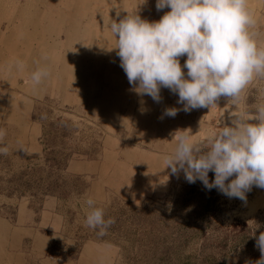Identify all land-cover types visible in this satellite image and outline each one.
<instances>
[{"label": "rangeland", "instance_id": "1", "mask_svg": "<svg viewBox=\"0 0 264 264\" xmlns=\"http://www.w3.org/2000/svg\"><path fill=\"white\" fill-rule=\"evenodd\" d=\"M150 0H0V264H255L264 189L247 200L190 184L164 168L179 131L202 143L233 116L264 104V78L238 103L183 111L161 88L138 95L119 66L110 23ZM264 49V0H247ZM124 12H115V10ZM126 11V12H125ZM151 12V13H147ZM181 65L186 56L180 57ZM22 61V70L15 62ZM47 67L38 86L31 73ZM186 73L187 69H183ZM180 109L175 117L165 109ZM209 182L214 173L209 172ZM234 178V177H233ZM115 218L104 236L85 226V201Z\"/></svg>", "mask_w": 264, "mask_h": 264}, {"label": "clouds", "instance_id": "2", "mask_svg": "<svg viewBox=\"0 0 264 264\" xmlns=\"http://www.w3.org/2000/svg\"><path fill=\"white\" fill-rule=\"evenodd\" d=\"M246 5L247 0H156L158 12L170 9L158 21L149 22L137 12L111 21L114 49L129 85L157 103L166 88L178 95L185 112L217 107L221 97L238 103L255 78H264V49L258 48L257 33L249 30L256 22ZM15 67L22 70L24 64L17 60ZM49 75L47 67H39L30 79L38 86ZM178 111L167 108L164 115L175 117ZM233 117L231 126L202 143L190 141V130L179 131L163 163L173 175L182 171L190 184L199 180L208 190L246 202L253 186L264 189V104L250 119ZM5 135L0 129V142ZM7 153L6 146L0 147V154ZM209 172L214 173L211 182ZM85 203L90 209L85 226L106 235L115 218L105 220L92 198ZM256 246L261 258L255 264H264V232L256 237Z\"/></svg>", "mask_w": 264, "mask_h": 264}, {"label": "crops", "instance_id": "3", "mask_svg": "<svg viewBox=\"0 0 264 264\" xmlns=\"http://www.w3.org/2000/svg\"><path fill=\"white\" fill-rule=\"evenodd\" d=\"M150 1L156 3V0H150ZM115 12H124V11H120V10H117V9H116ZM125 12H126V11H125ZM147 13H151V12H147Z\"/></svg>", "mask_w": 264, "mask_h": 264}]
</instances>
